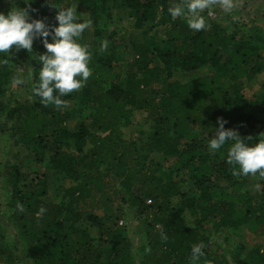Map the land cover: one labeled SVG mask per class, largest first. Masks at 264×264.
Instances as JSON below:
<instances>
[{
    "label": "trees",
    "instance_id": "1",
    "mask_svg": "<svg viewBox=\"0 0 264 264\" xmlns=\"http://www.w3.org/2000/svg\"><path fill=\"white\" fill-rule=\"evenodd\" d=\"M51 2L29 0L32 15L54 25L56 8L72 7L78 22L83 21L80 15L89 16L98 27L96 34L103 36L99 22L102 16H109L113 5L126 10L136 20L137 29L146 34L155 31L156 38L148 44L134 45L135 56L126 64H116L113 56L99 60L98 68L108 71L103 75L99 71L91 73L81 87L79 98L90 110L95 132L82 127L73 133L66 128L76 117L74 109L45 105L34 94L32 101L20 102L6 88L9 81H19L26 75L31 77V83L24 85L32 90L38 80V56L45 52L39 39L34 40L31 51L10 49L9 54H0V134L9 132L12 138L19 137L34 146L38 163H46L49 169L75 183L66 190L60 204L42 201L47 195L44 176L37 190L14 191L8 223L17 234L25 257L34 264H138L133 243L120 225V211L104 204L113 196L138 215L155 208L161 216L159 229L150 226L149 247L141 249L140 264H191V247L199 243L204 245V255L198 264H264L261 249L232 261L224 253L208 249L211 229L238 230L245 225L255 228L264 221V178L258 174L233 176L232 165L226 162L229 144L214 153L208 149V141L219 127L218 119L227 122L226 129L239 128L242 138L240 128L246 116L264 125V82L259 95H248L237 88L242 86L239 73L248 83L264 76L262 39L227 36L214 23L205 30H191L187 22L168 13L178 0ZM6 6L0 0V12L7 13ZM162 28L167 29L168 37L160 41L157 34ZM104 40L113 41V35ZM206 66L213 70L211 75L168 82L162 95H149L154 84L164 81V73H196ZM76 96L77 90L61 99L69 103ZM133 111L149 113L153 123L151 146L176 158L173 172H165L146 156L132 160L116 149L121 142L116 129L130 124ZM258 138H264V133ZM252 139L251 142L257 140ZM87 141L88 153L83 151ZM73 143L75 153L68 151ZM110 162L114 166L110 167ZM183 172L190 175L194 197L184 193L173 177ZM253 178L260 186L256 194L243 190ZM176 198L181 210L187 209L195 217V227L187 225L181 210L174 217H167L169 210L175 211L172 201ZM148 201L153 205H148ZM18 203L23 205V211L17 208ZM41 207L46 211L38 216ZM99 210H104L102 216L98 215ZM3 240L0 230V254L13 264L12 254L5 253Z\"/></svg>",
    "mask_w": 264,
    "mask_h": 264
},
{
    "label": "rangeland",
    "instance_id": "2",
    "mask_svg": "<svg viewBox=\"0 0 264 264\" xmlns=\"http://www.w3.org/2000/svg\"><path fill=\"white\" fill-rule=\"evenodd\" d=\"M68 1L70 0H65L66 3ZM1 2L7 5L5 9H10L13 6L11 0H1ZM235 3V9L230 13H225L218 5H213L210 9H206L202 15L206 18L207 27L211 23H214L218 26L219 31L227 36H259L264 43V0H235ZM25 4L26 6H24V1L21 0L20 4H15V6L27 8L32 19H39L32 15V8L29 6V2ZM65 6L66 4L63 7ZM72 7H75L73 1ZM80 17L83 21L90 20L87 15H80ZM179 18L182 22H186L185 18ZM91 22V25L85 29L78 40L81 44L88 46L91 54L88 66L91 69V73L99 71L98 73L103 75L102 73L105 74L108 71L106 68L104 70L98 68L100 63L98 61L103 58L105 59V57L113 56V61L119 65L130 62L135 56L133 52L134 45L148 44L152 39L156 38L155 31L146 34L142 30L137 29L136 20L131 18L126 10L113 5H111L109 16H102L99 22V29L102 30L103 36L96 34L98 27L94 25L92 20ZM55 23L56 21L54 19L53 24ZM162 29L157 34L160 41L168 37L167 29ZM109 35H113V41L104 40V37H108ZM261 54L264 56V47L261 49ZM157 64L161 65L160 63H156L155 65ZM212 73L213 70L209 66L198 70L196 73H187L181 70L173 72L172 75L164 73V81L162 80L159 84H154L149 90V95L153 98L157 97V95H162L164 93L163 91L167 89L168 82H184L196 75L203 76L211 75ZM28 76L30 75L28 74ZM237 78L239 85L242 84V86H238L237 88L242 93L248 95L261 94L264 76H259L251 83L246 81L243 73H239ZM25 82L30 84L31 77L28 78L24 75L21 80L16 82L9 81V84L6 85V88L11 91L10 93L14 95L17 101H32V90L29 86L28 88L25 87ZM80 95L81 88L77 90L76 98L66 105L68 109H74L76 115L75 118L66 124V128L73 133H78L82 127H87L91 132H95L97 130L89 118L90 110L85 108L81 98H79ZM152 129L153 123L149 113L133 111L130 124L127 127L120 125L116 129V135L120 136L121 139L116 149L120 150V154L123 153L127 158L132 160L140 156H146L149 161L153 160L160 164L165 172H173L176 158L167 157L151 146L150 137L152 135ZM235 130L239 132V128L236 127ZM240 132L241 134L243 133V138L252 137L256 139L261 134L263 135L264 125L246 116ZM89 149L90 145L87 141L83 146V151L88 153ZM34 151L36 152L34 146L25 144L19 137L12 138L9 132L0 134V230L4 238L5 253L12 254L14 259L13 264H34L32 260L23 254L18 236L8 223V217L13 212L9 204L14 191L37 190V185L44 176L47 178V195L42 201L46 204H60L64 200L66 190L75 186V183L68 180L59 172L49 169L46 163H38ZM68 151L71 153L76 152L74 143L71 144ZM109 165L110 167L114 166L112 162ZM173 177L176 181L180 182V187L184 193H188L190 197H194V185L188 173H175ZM257 185H259V181L256 178L250 179L243 190L245 189L251 194H256L259 190L256 187ZM117 201V199L111 196L104 204L107 207L120 211V225L125 229L127 236L131 239L133 243L132 250L138 258V264H140L141 249H147L149 247L148 232L151 230L150 226L155 225L159 229V218L161 216L158 215L155 208H150L146 213L138 215L135 209L124 206ZM147 204L150 206L153 205L151 201H148ZM172 206L175 208V211L169 210L168 215L166 214L167 217H174L177 211L181 210L180 200L178 198L174 199ZM182 212L187 225L195 227V217L187 209H184ZM97 213L102 216L104 210H99ZM208 234L209 251L222 252L231 261L236 257L244 258L253 249L264 250V221H260L259 226L255 228L251 225H245L238 230H217L213 228ZM7 261V258L2 257L0 254V264H8Z\"/></svg>",
    "mask_w": 264,
    "mask_h": 264
},
{
    "label": "clouds",
    "instance_id": "3",
    "mask_svg": "<svg viewBox=\"0 0 264 264\" xmlns=\"http://www.w3.org/2000/svg\"><path fill=\"white\" fill-rule=\"evenodd\" d=\"M11 2L13 6L7 13L0 12V54H9L10 49L31 51L34 40L39 39L45 52L38 56V80L32 87V93L45 105L66 106L67 101L61 97L80 89L91 75L88 46L78 42L91 25V20L78 22L72 7L56 8V23L49 25L42 19H32L27 8L15 6V0ZM49 2L52 3L51 0ZM213 5H218L225 13L232 12L236 7L235 0H178L168 8V13L174 19L185 18L188 28L198 32L207 28L202 13ZM217 123L219 127L209 139L208 149L214 153L229 144L226 162L232 165L233 176L258 174L264 178V138L251 142L252 137L242 138L237 130L226 129V121L218 119ZM256 187L259 188V185ZM17 208L24 210L19 203ZM45 211L41 207L37 215ZM162 239L167 237L162 236ZM203 248V243L192 245L191 264H198L204 255Z\"/></svg>",
    "mask_w": 264,
    "mask_h": 264
}]
</instances>
